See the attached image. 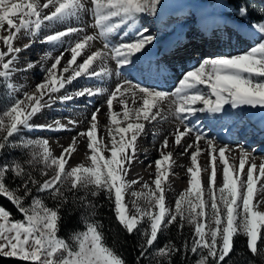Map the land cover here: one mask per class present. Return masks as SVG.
Segmentation results:
<instances>
[{
  "label": "snow or ice",
  "instance_id": "6c2138e0",
  "mask_svg": "<svg viewBox=\"0 0 264 264\" xmlns=\"http://www.w3.org/2000/svg\"><path fill=\"white\" fill-rule=\"evenodd\" d=\"M166 0H0V83L6 88L8 105L0 112V156L6 149H21L27 153L23 162L12 161L0 166V196L8 199L22 214L17 221L0 206V257L16 258L29 264H126V261L107 245L103 225L94 219L97 205L90 197L102 193L113 204L118 223L129 234L139 232L143 243L137 264L145 259L148 249L158 241L159 234L176 224L182 232L185 224L193 231L191 240L184 239L181 246L172 241L155 249V256L162 258L158 264H171L172 257L182 253L196 256L194 264H224L234 249V237L242 233L253 255L264 253V243L258 247L264 230V160L257 165L256 157L243 145L220 144L207 136L193 117L203 113L232 131L231 125L243 120L245 109L264 113V20L253 22L250 30L257 41L249 49L234 55H215L203 59L198 66L187 70L177 86L165 90L158 81L166 71L162 61L149 53L158 42L154 31L141 24L142 17L156 18ZM45 10H48L45 12ZM89 12L94 18L90 27L98 31L84 35L68 49L53 56L49 51L43 56L41 71L44 76L34 89L23 91L12 82L19 71H29L37 61H27L17 67L19 54L35 42L42 28L54 24H68ZM241 17H247L248 8L241 6ZM83 31L82 27L68 26L52 31L39 43L59 45L70 34ZM23 32L27 42L16 45ZM120 34L118 44L110 37ZM103 41V49L90 51V42ZM86 46L89 52L85 54ZM147 49V51H146ZM65 52L71 58L61 68ZM84 55L82 62L78 57ZM53 62L48 65V61ZM115 61V68L109 67ZM75 65V67H72ZM123 70V72H122ZM65 73H70L65 75ZM123 73H136L157 83H141ZM113 74L123 77L106 99L109 139L98 140L100 108L90 117L87 130L73 136L68 145H60L59 156L54 155L47 138L12 140L24 131H73L79 124L67 117L50 123L33 124V118L57 103H69L76 98L93 97L107 92L103 87L87 86L74 93L57 95L81 76L86 79L104 80ZM203 86V87H201ZM131 101V107L129 106ZM113 102L120 111L113 110ZM172 119L174 130L166 135L160 146V158L154 161L155 179L143 184V190L130 191L139 180L128 175L137 160L138 139L145 133L146 123H163ZM114 126V127H113ZM222 129V130H223ZM153 135L156 132L153 131ZM77 137L86 138L84 156L90 162L66 167L77 148ZM169 137L174 146L182 149L178 156L190 154L189 187L176 198L174 209L166 206L165 184L169 180L173 159ZM187 138V139H186ZM201 141L205 147H201ZM104 152L110 153L105 156ZM208 153V163L203 170L208 174L201 179L202 166L198 157ZM238 153V157L233 155ZM238 158V164L236 160ZM42 164L40 180L26 170ZM165 165H167L165 167ZM247 166V171H245ZM151 167V165H149ZM51 170V176H49ZM218 170L222 183L217 184ZM11 172L22 183L15 188L6 184V174ZM259 185V190L257 186ZM36 193H47L56 201L50 207ZM83 195L77 196L76 193ZM79 201L84 213V228L75 231L70 240L58 235L62 208L69 202ZM130 195L131 210L126 202ZM32 197L30 203L25 200ZM259 197V198H257ZM179 218V219H178ZM146 223V227L142 226Z\"/></svg>",
  "mask_w": 264,
  "mask_h": 264
},
{
  "label": "bare ground",
  "instance_id": "6f19581e",
  "mask_svg": "<svg viewBox=\"0 0 264 264\" xmlns=\"http://www.w3.org/2000/svg\"><path fill=\"white\" fill-rule=\"evenodd\" d=\"M42 2H44V0H42ZM88 2L90 3V0H88ZM189 10L195 12L191 13L189 12ZM47 11L48 10H45V12ZM209 15H211V13L208 7L203 3L201 4V2L197 0H194L193 2L192 0H166L163 9L159 11L157 17L159 23L156 22V24L155 22H152V27L150 30L155 32L158 37V42L154 47H152V50L149 55L153 59L162 61L165 66L166 71L164 73V77L158 81V83L165 90H173L177 86L179 79L182 78L184 73L187 70L198 66L203 59L215 55H233L237 51H246L254 43H256L257 37L250 30V28H247L248 33H246V28L234 26L231 21L226 20V18H224V15L222 13L217 14L215 16ZM185 16H187V18H184ZM183 18L184 21L187 20V24H185V26H187L186 28L184 27V25L179 26L178 23L180 21H183L181 20ZM148 19L149 18L146 16L142 17L141 24L149 27ZM91 24H94V18L91 17L89 12H83L80 17L73 19L68 24L60 23L54 24L50 28H42L41 32L36 38L37 42H35L26 51H22L19 54V59L17 62L18 68H22L29 60L39 62L31 70L19 71L13 75V77H16V85L22 90L20 93H17L19 97H22L23 91H30L34 89L36 84L41 82L44 76V72L41 71V64L43 63L44 54L49 51H52L53 56H56L61 51L68 49L76 40L82 38L84 35L95 34L98 30L94 27H90L89 25ZM68 26L82 27L83 31L75 34H70L68 37L64 38L65 42L59 45L39 43V40L42 39L45 35L50 34V32L63 30L65 27ZM2 34L4 33H0V35ZM19 35L21 37L20 40L14 42V44L20 45L26 43L27 37L24 36L23 32ZM222 38L224 41L222 40ZM109 39L112 44H118L121 42L122 39L125 38L122 37L120 34H114ZM218 40H220L219 43L217 42ZM247 40H249V44L248 46L244 47V50H242L243 48L239 47L240 45H238L237 42L243 44L246 43ZM217 46L219 48L221 46L223 47L215 51H210L211 48H216ZM227 46H229V49H226ZM98 49H103L102 40L97 39L95 41L90 42V51H96ZM0 50H4V46L2 43H0ZM88 52L89 48L88 46H86L85 54H87ZM193 53H196V55L193 56ZM70 58V52H65L60 67L62 68L65 62ZM83 58L84 55L78 57L77 63L82 62ZM52 62V60H49L47 63L48 65H50ZM72 67H75V65H73ZM109 67H112L114 69L115 61H109ZM69 74L70 73H65L66 76ZM123 74L128 75L130 78L136 80L137 82L149 84L157 83V81H154L152 79L142 78L136 73ZM122 78L123 77H116L115 74H113L110 78H105L104 80H98L96 78L86 79L85 77L81 76L77 80L73 81L71 85H66L65 88L62 89L61 92L57 95L74 93L77 90L87 86L103 87L106 88L108 91L103 94L93 96L91 98L85 96L82 98H76L69 103H57L52 107L43 110L39 115L34 117L32 121L33 124H45L50 123L53 120L59 118L62 123L66 124L67 120L65 118L71 117L79 121L78 126L73 131L27 132L30 134L37 133L44 135L49 140L51 146L54 147V150L55 147L58 148V144H69L71 138L73 136H76L78 132L87 130L91 114L96 108H100L101 106L103 112L105 114L107 113L108 109L105 98L108 97V94L115 87L118 81ZM129 106L131 107V101H129ZM113 110L120 111V106L114 104ZM242 115V121L231 125V132H228L226 129L220 130L223 125L219 122L214 121L213 118H210L203 113H197V116L193 117V120L197 124H200L203 130L207 133L208 137L212 138L214 141H218L221 145L225 143L233 146L243 145L246 149L251 151L253 155L258 157L256 159V163L257 165H259L262 160H264V113L260 112L259 110L252 111L250 109H245ZM246 118H248L253 123V126L255 127V134L251 133V131H249L247 126L245 125L246 123L249 124ZM97 120L98 140L100 137H104L105 142H107L109 137L107 136L106 126L109 124V118L106 114L105 117L99 118ZM243 122L244 124H242ZM235 128L236 130L238 128H241V130L239 131L240 133H238V135L243 138L241 141L240 139L235 138L234 133L238 132L235 131ZM173 130L174 122L171 118L164 121L163 123H146L145 133L137 141V145L139 148L137 160L133 164L128 177H132L131 179L141 177L143 181H147V183H149L150 185L152 184V181H154L153 177H155L156 173L154 161L160 158L159 149L164 137ZM153 131L156 132L155 136L153 135ZM169 143L170 148L168 150L173 151V159L175 160V163L172 165L171 168V173H175V175L170 174L168 182L164 185L166 188V201L169 200L170 191L187 190V188L189 187L188 182L190 179V174L187 173V168L192 166L190 162L191 153L189 152L188 155L180 157L177 154L182 149L176 148L174 146V142L171 137H169ZM257 143L260 144L256 145ZM85 145L86 138L77 137V148L80 150L78 151L79 153L81 152L80 148H83ZM250 145L256 147L254 149H251ZM201 147H205L204 141H201ZM104 155L108 156L110 155V153L104 152ZM233 155L238 157V153H233ZM198 159L202 166L201 179L202 182H205L208 174L203 170V168L208 163V153L202 152L201 156L198 157ZM238 162L239 161L237 158L236 163L238 164ZM149 165H151V167H149ZM166 166L167 165H165V167ZM245 171H247V166ZM221 183L222 172L218 170L217 184L220 185ZM261 183H264V181H261ZM257 189L259 190V185L257 186ZM125 199L126 202L129 204V208L131 210L130 202L132 199L129 196H126ZM166 206H170L168 202L166 203Z\"/></svg>",
  "mask_w": 264,
  "mask_h": 264
},
{
  "label": "trees",
  "instance_id": "16d2710c",
  "mask_svg": "<svg viewBox=\"0 0 264 264\" xmlns=\"http://www.w3.org/2000/svg\"><path fill=\"white\" fill-rule=\"evenodd\" d=\"M228 5L236 12H238L241 6L248 8V15L250 16L251 22L261 21V18L255 17L249 14V0H226ZM69 196V202L62 208V220L59 225L58 235L62 238L69 239L75 231H81L84 228V213L82 208L79 206V201L76 204L72 202L73 194H67ZM77 196L83 195L82 192L76 193ZM90 199L97 205L95 220L99 221L103 225V233L105 241L108 246L114 248L116 252L126 261V264H137V258L140 257L141 252L138 247L143 243L139 232L129 235L122 226L118 223L116 216L113 211V204L106 198L102 193L100 196ZM54 207L56 204H52ZM0 206L4 207L11 213L15 220L22 219L19 215L17 208L6 198L0 196ZM262 239L258 242V247L261 243H264V230L261 231ZM190 235L187 230L178 229V226L171 225L166 231L165 235L159 238V244L157 246L162 247L164 244L172 241L177 246H181L184 239L189 240ZM262 254V253H261ZM261 254L253 255L247 246V239L245 237L234 238V249L229 259L224 264H250L258 263ZM160 261V260H158ZM158 261H153L150 256H146L145 259L140 261V264H158ZM194 257H190V253L185 257L182 253L175 254L171 259V264H194ZM0 264H29V262L21 261L16 258H5L0 257Z\"/></svg>",
  "mask_w": 264,
  "mask_h": 264
},
{
  "label": "rangeland",
  "instance_id": "374dc122",
  "mask_svg": "<svg viewBox=\"0 0 264 264\" xmlns=\"http://www.w3.org/2000/svg\"><path fill=\"white\" fill-rule=\"evenodd\" d=\"M194 0H192V2H193ZM197 1H199V2H201V4L203 3L204 5H206L207 7H208V9L210 10V13L212 14V15H209V16H215V15H217V14H220V13H222L223 15H224V17L226 18V20H229V21H231L233 24H238V25H240V26H244V27H246V31L245 30H243V31H245L246 33H248V31H247V28H250V25L252 24L251 23V19H250V16L249 15H247V17H241L239 14H238V12H236V11H234L228 4H227V2H226V0H197ZM249 14H252V15H254L255 17H258V18H261L262 20H264V0H249ZM186 11H187V9H186ZM189 12H191V13H193V12H195V11H190L189 10ZM199 13V12H198ZM200 14H202V13H200ZM184 18H187V16H185ZM184 18L183 19H181V20H183V21H180V22H178L179 23V26L180 25H184V27L186 28L187 26H185V24H187V20L186 21H184ZM151 19H154V18H151ZM231 22H229V23H231ZM247 22V23H246ZM148 23H149V29H151V27H152V21H150V18L148 19ZM189 24V23H188ZM233 27V26H232ZM194 38H198V37H194ZM222 40H223V38H222ZM224 41V40H223ZM203 42V41H202ZM218 43L220 42V40H218L217 41ZM238 43V45H240L239 47H241V48H243L242 50H244V47L245 46H248V44H249V40H247L246 41V43H243V44H240V42H237ZM232 44H233V42H232ZM224 45V44H223ZM242 45V46H241ZM187 46H190V45H187ZM195 46H197V45H195ZM236 46V45H235ZM221 47H223V46H221ZM220 47V48H221ZM218 46L216 47V48H211L210 49V51L212 50V51H215V50H217V49H220ZM192 49V48H191ZM226 49H229V46H227L226 47ZM230 50H232V49H230ZM242 52H244V51H237V52H235L234 54H238V53H242ZM233 54V55H234ZM193 56H195V53H193ZM15 78L16 77H13L12 76V82L16 85L17 84V82L15 81ZM38 80V79H37ZM17 86V85H16ZM5 94H6V88H5V86L2 84V83H0V112H2L3 111V109L8 105V103H9V101L5 98ZM17 96L19 97V95L17 94ZM105 99H107V97L105 98ZM106 101V100H105ZM114 104H116L115 102H113V108H114ZM100 106V105H99ZM107 114V113H106ZM106 114L103 112V109L101 108V106H100V114L98 115V117H97V119H99V118H102V117H105L106 116ZM89 117V116H88ZM246 120H248V122H249V124H247L246 122V126H247V128H248V130L249 131H251V133H254V130H255V127L253 126V123L248 119V118H246ZM242 124H244V122L242 123ZM241 128H242V126H241ZM241 128H238L237 130H236V128H235V131H238V132H235L234 133V135H235V138H237V139H240V141L243 139V138H241L239 135H238V133H240L239 131L241 130ZM223 129V127H221V129L220 130H222ZM220 132V131H219ZM224 132V131H223ZM242 133V132H241ZM255 134V133H254ZM24 137V138H26V139H32V140H35V139H40V138H46L44 135H42V134H37V133H34V134H30V133H28L27 131H24L23 133H21L19 136H17V135H15L14 134V136L12 137V138H10V139H12V140H19L20 139V137ZM215 136V135H214ZM249 139V138H248ZM249 141H251V140H249ZM257 141H258V139H257ZM243 142V141H242ZM256 142V141H255ZM260 143H257L256 145H259ZM60 145H68V144H58L57 146H58V148L57 147H55V150H54V147L53 146H51V144H50V146H51V148H52V150H53V153H54V155H57V156H59L60 155V153H61V151H62V149H61V147H60ZM253 145V144H252ZM252 145H250L251 146V149H254L256 146H252ZM253 147V148H252ZM81 149V152H83V153H79L78 151H80L79 149L75 152V153H73V155H72V158L69 160V165L68 166H66V167H71V166H76V165H78L79 163H85V164H88V163H90L88 160H87V158L84 156V151H85V146L83 147V148H80ZM59 152V153H58ZM78 152V153H77ZM73 158H75V159H73ZM80 158V159H79ZM25 159H27V153H26V151L25 150H21V149H11V150H9V149H6V150H4L3 151V155L2 156H0V166H2L3 164H5V163H8V162H12V161H20V162H23ZM25 167H26V170H30V171H32L33 172V175L34 176H36L37 177V179H40V180H43V179H46V178H48V177H43V176H41L40 175V170L42 169V167H43V165L42 164H37V165H35V167L34 168H32V167H30V166H27V165H25ZM51 170H49V176H51ZM130 180H131V178L132 177H128ZM136 180H138L139 179V183H137V184H135V185H133V187H132V189H130L129 190V192L130 191H141V190H143V184L144 183H147V181H143L142 179H141V177H137V178H135ZM155 179V177H153V180ZM153 182V181H152ZM22 183V181L19 179V178H16V177H14V175L11 173V172H9V173H7L6 174V184L8 185V186H10V187H13V188H15L17 185H19V184H21ZM151 186H154L153 185V183L151 184ZM181 192L182 191H179V190H172V191H170V194H169V200L168 201H166V203L168 202L169 203V205L174 209V204H175V200H176V198H178V196L181 194ZM69 194V193H68ZM33 195L34 196H37V195H39V196H41L44 200H45V203L48 205V206H52L49 202H46L47 200L46 199H48V201H50L52 204H56L57 202L56 201H53L49 196H48V194L47 193H43V194H41V193H36L35 192V190L33 191ZM132 200H133V198L130 196V195H128ZM31 199H32V197H29V198H27L26 200H25V205H28L29 203H30V201H31ZM131 200V201H132ZM130 205H131V202H130ZM18 213H19V215H21V217H22V219H19V220H17V221H21V220H23L24 218H23V216H22V214L18 211ZM12 217V216H11ZM12 218H14V219H16L15 217H12ZM179 219V218H178ZM173 225H175V224H173ZM142 226H144V227H146L147 225H146V223L144 224V225H142ZM183 230H187V232H188V234L190 235V238H189V241L191 240V235H192V231H193V229L190 227V226H188L187 224H185V227H184V229ZM165 231L166 230H164L162 233H160L159 234V237H158V241L153 245V248H151V249H148V256H150L152 259H153V261H158V260H161L162 258H158V257H156L155 256V249H157V248H160L159 246H157L158 244H159V238L162 236V235H165ZM236 237H245L242 233H239V234H237L234 238H236ZM70 238H71V235H70V237H69V239H67V240H70ZM246 238V237H245ZM247 239V238H246ZM143 241V240H142ZM249 249V248H248ZM250 251V250H249ZM251 252V251H250ZM230 255H231V253H230ZM190 257H194V259L196 260L197 259V257L196 256H194V255H192L191 253H190ZM227 259H229V257L228 258H226V260ZM260 260H259V264H264V253H262L261 254V258H259ZM225 260V261H226ZM195 262V261H194ZM250 264H258V263H250Z\"/></svg>",
  "mask_w": 264,
  "mask_h": 264
}]
</instances>
